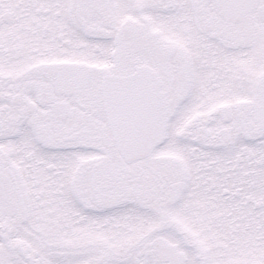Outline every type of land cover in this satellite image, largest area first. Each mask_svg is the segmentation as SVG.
Masks as SVG:
<instances>
[{
    "label": "snow or ice",
    "instance_id": "1",
    "mask_svg": "<svg viewBox=\"0 0 264 264\" xmlns=\"http://www.w3.org/2000/svg\"><path fill=\"white\" fill-rule=\"evenodd\" d=\"M0 264H264V0H0Z\"/></svg>",
    "mask_w": 264,
    "mask_h": 264
}]
</instances>
